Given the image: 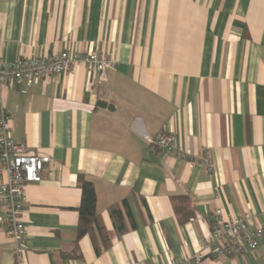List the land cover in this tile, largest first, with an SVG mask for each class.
I'll list each match as a JSON object with an SVG mask.
<instances>
[{"label":"crops","instance_id":"crops-1","mask_svg":"<svg viewBox=\"0 0 264 264\" xmlns=\"http://www.w3.org/2000/svg\"><path fill=\"white\" fill-rule=\"evenodd\" d=\"M64 51L117 67L0 87L11 138L52 160L26 186L21 255L0 200V264H264V240L219 256L211 234L217 215L264 226V0H0V60ZM169 134L166 154L151 140ZM79 176L108 247L78 239Z\"/></svg>","mask_w":264,"mask_h":264},{"label":"built area","instance_id":"built-area-1","mask_svg":"<svg viewBox=\"0 0 264 264\" xmlns=\"http://www.w3.org/2000/svg\"><path fill=\"white\" fill-rule=\"evenodd\" d=\"M79 64L97 71L102 80L105 79L107 70L117 67L116 60L111 55L98 52L64 51L49 57L21 58L11 62L0 60V87L14 82L32 85L37 80L73 71ZM11 117V112L2 104L0 94V200L6 207L3 224L5 234L15 244L18 255H21L26 243L23 218L26 186L41 182L45 167L52 160L47 155L29 152L24 144L11 138ZM151 142L166 154L177 150V138L172 134L157 136ZM211 234L214 241L223 243L217 255H241L258 249L264 240V226L249 231L244 222L225 220L217 215L212 218ZM202 263V254H196L183 262L170 257V264Z\"/></svg>","mask_w":264,"mask_h":264},{"label":"trees","instance_id":"trees-1","mask_svg":"<svg viewBox=\"0 0 264 264\" xmlns=\"http://www.w3.org/2000/svg\"><path fill=\"white\" fill-rule=\"evenodd\" d=\"M79 186L81 189V204L79 208L78 239L91 235L94 231L98 230L106 243L105 246L108 247L109 241L107 235L104 228L100 225L96 213L97 194L94 185L83 176H79ZM174 203L175 213L180 217L182 223L192 218V212H188L187 209V197H175ZM96 251L98 254L100 253L99 248H96Z\"/></svg>","mask_w":264,"mask_h":264}]
</instances>
